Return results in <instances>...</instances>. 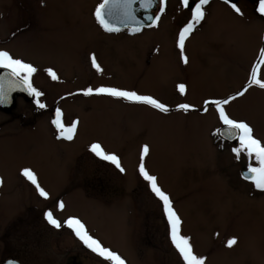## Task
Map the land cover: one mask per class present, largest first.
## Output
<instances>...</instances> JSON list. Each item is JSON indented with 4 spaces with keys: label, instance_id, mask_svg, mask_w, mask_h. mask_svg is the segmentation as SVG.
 <instances>
[{
    "label": "rangeland",
    "instance_id": "rangeland-1",
    "mask_svg": "<svg viewBox=\"0 0 264 264\" xmlns=\"http://www.w3.org/2000/svg\"><path fill=\"white\" fill-rule=\"evenodd\" d=\"M98 2L0 0V50L36 67L32 84L46 105L36 114L20 101L11 115L0 111V263L14 257L25 264H61L66 250L77 264H111L72 229H57L39 215L51 209L62 223L79 218L126 264H183L162 202L139 174L147 145L145 168L170 196L194 253L205 264H264V191L242 178L249 158L242 152L237 159L232 149L238 145L216 135L222 123L215 107L205 105L247 86L264 48V24L213 4L185 41V64L177 36L186 22L176 0H169L157 27L136 38L105 35L94 19ZM49 68L58 79H51ZM258 78L264 80V65ZM100 86L152 96L169 111L83 94ZM182 103L193 107L180 110ZM224 107L264 143V89L253 85ZM57 108L65 125L78 121L71 141L58 138L51 122ZM94 142L115 153L124 171L96 157ZM24 168L36 174L47 199L22 175ZM232 238L236 243L229 247Z\"/></svg>",
    "mask_w": 264,
    "mask_h": 264
},
{
    "label": "snow or ice",
    "instance_id": "snow-or-ice-1",
    "mask_svg": "<svg viewBox=\"0 0 264 264\" xmlns=\"http://www.w3.org/2000/svg\"><path fill=\"white\" fill-rule=\"evenodd\" d=\"M145 10L150 9L155 0H102L101 3L95 8V18L98 23L106 32H118L120 29L111 24L107 19L108 16L113 14L114 10H120L125 16L126 20L131 22L133 25L131 31L133 33L138 32L143 27L142 24L137 23L135 8L136 4ZM183 7L189 8L190 0H181ZM209 3V0H198L194 7L190 9L191 16L186 24L178 32L177 36V47L180 49L181 58L186 64L187 57L183 55V50L185 46L186 39L191 35L194 29L203 21L205 18V6ZM225 3L231 5L233 10L237 14H242L241 9L237 7L232 0H225ZM166 0H159V13L162 14L165 11ZM257 11L264 15V0H259V7ZM160 15L155 16L149 15L147 20L151 21V25L156 26L157 21H159ZM92 66L100 71V66L96 62L95 56L91 58ZM261 65H264V48L259 52V59L257 63L251 68L249 81L246 87L242 88L235 96H229L225 99H213L205 101V105H212L215 107L219 120L221 121L223 127L216 129V135L224 139L238 141V146L232 149L233 153L239 159L241 153L243 152L248 158L249 163L247 165V170L244 173V178L249 180L256 189L264 191V143L257 139L253 135V129L251 126L244 121H237L227 114L225 110V105L229 104L230 101L234 100L236 96H242L248 91V88L253 85L264 89V80L258 78ZM0 69H5L6 74L4 77H0V103H5L8 98V92L12 90L9 87L6 91L5 81L9 85L22 86V90H25L29 95L34 98H38L43 95L32 84V76L37 71L36 67L25 62L20 58H14L9 51L0 50ZM48 75L52 80L58 79L56 73L52 69H47ZM178 90L181 94L185 93L186 85L181 83L178 85ZM83 94L90 96L93 94L101 95L105 94L115 98H121L129 102L141 103L149 105L152 108L158 109L161 112L167 113L169 108L164 103H161L156 98L149 95H141L136 91H129L124 89H119L116 87L100 86L95 89L88 87L83 90ZM37 105L39 108L43 109L46 107L44 103H41L37 99ZM192 105L187 103H182L177 105L180 110L188 111L192 108ZM207 111V107L204 109ZM52 124L57 129L58 138H63L65 140L71 141L76 133L78 121H73L70 125H65L62 120V112L59 108L55 110L54 118L52 119ZM90 151L99 159L108 161L114 165L119 171L123 172L124 168L121 166L120 158L115 153H109L105 151L103 146L99 142H94L90 145ZM149 152L147 145L143 146L140 164H139V174L143 177L145 181L148 182L150 190L154 195L162 202V209L166 216L167 223L170 228V240L174 248L178 251L180 257L182 258L183 264H205V258L198 256L194 253L193 247L190 243V237L185 236L181 233V218L175 211L170 196L162 190L158 184V178L155 175H151L145 168L144 156ZM254 159L255 164L252 163ZM22 175L26 177L32 185L35 186L39 195L45 199L48 198L49 193L41 187L38 182L36 174L29 168H24L22 170ZM0 180V184H2ZM63 201H59L57 204L58 210H63ZM44 218L47 223L57 229H59L62 224L61 221L56 218L51 209L46 210L44 213ZM69 229H72L75 235L93 252L98 254L100 257L106 261H110L111 264H126V261L115 251L102 245V243L91 236L84 223L76 217H69L63 222ZM236 243V239H229L227 244L229 247Z\"/></svg>",
    "mask_w": 264,
    "mask_h": 264
},
{
    "label": "flooded vegetation",
    "instance_id": "flooded-vegetation-1",
    "mask_svg": "<svg viewBox=\"0 0 264 264\" xmlns=\"http://www.w3.org/2000/svg\"><path fill=\"white\" fill-rule=\"evenodd\" d=\"M101 2H102V0H99V2L95 5L94 8H96L97 5L99 3H101ZM176 2L178 4V7L179 8H182V11L180 13L183 14V17H182L184 19L183 22H182V25H183L185 22L187 23L188 20L190 19V16H191L190 9L195 6V4L198 2V0H190L189 8L183 7V5L181 3V0H176ZM216 3H219V4L223 5L225 8H228L229 10L234 11L230 4L225 3V0H209V3L205 6V13L206 14H205V18L203 20H205L206 18H208L210 16L212 6H213V4H216ZM232 3H235L237 5V7H239L241 9L242 14H237L234 11L236 13L237 17H241V18L244 17V18H246L249 21L253 20L252 18H254V19H256V21L257 20L258 21L260 20L264 24V15H261L257 11V9L259 7V0H232ZM168 5H169V0H166L165 11L162 14H160L159 13V0H155V3H154L155 8L152 9V11L150 12V15H153V16H155L157 14L160 15V19H159V21H157L156 26H143L140 31L135 32V33H133L131 31V29H127L126 31L122 30V31H119V32H106L102 28V26L98 23V21L96 20L95 15H94V19L96 20V23L98 24V26L100 27L101 31L105 35H108V36H111V37H120L122 35H125L128 38H136V37L142 35L144 32H146V30L155 28V27H157L161 23L162 17L168 12V8H169ZM94 12H95V9H94ZM138 16L140 18H145L146 17L143 14H139ZM179 22L180 21L178 20V23ZM200 26L201 25L199 24V29H200ZM193 32H197V31H193ZM17 99H18L17 100V103H18V101H20V102H22L21 104H24L26 106H32L31 107V111L33 112V114H36L34 112L33 106H37L38 107L37 102H36L37 101V98H35V100H33V101H29L25 96H19ZM68 190H69V188H68ZM63 195H64V192H63ZM39 215L42 216V218H44L43 213L42 214H39ZM60 221H62V220H60ZM65 227H66V225H65ZM36 249H38V248H35L33 250H36ZM64 251L66 252V256L61 261V264H77L76 263L77 256L74 255V254H72V252H70V251H66V250H64ZM78 255L80 256V254H78ZM83 258L85 260H90L87 256H84ZM8 259H16V260H19V259L14 258V257H8V258L4 259L1 263H3L4 261H6ZM19 261L22 264H25L24 261H21V260H19Z\"/></svg>",
    "mask_w": 264,
    "mask_h": 264
},
{
    "label": "water",
    "instance_id": "water-1",
    "mask_svg": "<svg viewBox=\"0 0 264 264\" xmlns=\"http://www.w3.org/2000/svg\"><path fill=\"white\" fill-rule=\"evenodd\" d=\"M135 8V13H136V19H137V23L142 24L143 26H149L151 25V21L147 20V17L150 15V12L152 11V9L155 8L154 4L150 9H143L139 6V4L137 3L136 5L133 6ZM139 14H143L146 17L145 18H140L138 15ZM107 19L109 20V22L115 26H117L120 30L123 29H131L133 25L131 22L127 21L125 16L123 15V13L120 10H114L113 14L108 16ZM6 74V70H0V77H4ZM9 87H12V90L8 92V98L7 101L5 103H0V110L6 114H9L12 112L13 108L15 107L16 104V99L19 95H24L28 98L29 101L33 100V96L29 95V93L25 90H22V86L20 85H15V86H11L8 84L7 81H5V89L7 91V89ZM230 142H234L235 140H229L226 139ZM244 173L243 172V177H244ZM3 264H20L18 261L15 260H8L6 262H4Z\"/></svg>",
    "mask_w": 264,
    "mask_h": 264
}]
</instances>
